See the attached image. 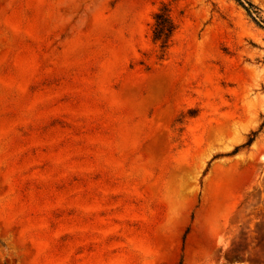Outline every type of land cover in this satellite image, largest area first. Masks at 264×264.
I'll return each instance as SVG.
<instances>
[{
	"label": "rangeland",
	"instance_id": "obj_1",
	"mask_svg": "<svg viewBox=\"0 0 264 264\" xmlns=\"http://www.w3.org/2000/svg\"><path fill=\"white\" fill-rule=\"evenodd\" d=\"M263 123L235 0H0V264H264Z\"/></svg>",
	"mask_w": 264,
	"mask_h": 264
},
{
	"label": "trees",
	"instance_id": "obj_2",
	"mask_svg": "<svg viewBox=\"0 0 264 264\" xmlns=\"http://www.w3.org/2000/svg\"><path fill=\"white\" fill-rule=\"evenodd\" d=\"M240 6H242L248 15L255 21L259 26L264 28L262 25L263 21H260L261 9L250 0H235ZM179 29V25L173 16L172 3L162 2L157 12L154 14V24L152 28V40L157 48V57L160 62H163L172 46L173 38ZM185 115L182 113L176 120L175 125L181 126L184 122ZM264 127V123L262 128ZM181 128V127H179ZM178 128V129H179ZM181 131V130H180ZM261 132L255 131L251 134L248 142L242 146L236 147L233 154L240 151L243 147H250L256 140L258 134Z\"/></svg>",
	"mask_w": 264,
	"mask_h": 264
}]
</instances>
